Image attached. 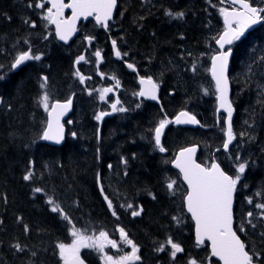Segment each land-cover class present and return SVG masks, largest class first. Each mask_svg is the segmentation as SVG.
<instances>
[{"label":"trees","instance_id":"obj_1","mask_svg":"<svg viewBox=\"0 0 264 264\" xmlns=\"http://www.w3.org/2000/svg\"><path fill=\"white\" fill-rule=\"evenodd\" d=\"M29 2L0 0V64L4 65L2 73L5 75L0 80V264H62L56 244L71 242L68 230L71 225L61 219L58 212H51V205L47 203L49 197L63 208L77 228L87 229V235H98L104 230L120 243L117 229L123 227L139 246L141 260L137 264H187L188 258L195 254L203 256L201 260L208 264L207 245L195 246L192 221L183 210L182 213L179 209L176 212L175 196L166 188L168 178L176 179L181 185L179 176L167 162L160 160V155L151 152V136L157 124V114L188 109L199 117L204 128L176 132L169 129L166 144H173L176 136L179 147L200 143L203 147L200 159L204 162L221 149L223 134L221 131V137L212 119L216 91L206 87L211 83L208 69L215 47L210 32L216 35L213 28L220 25V15L213 14L212 4L207 0H119L116 19L121 24L117 37L121 49L129 47L132 56L144 61L143 70L148 76L155 75L165 85L175 81L172 77H179L177 86L183 90L186 88L192 106L175 97L165 99L162 96L161 106L151 104L137 108L135 104L129 105L126 113L98 123L93 116L98 102L95 92L89 95L71 81L68 68L72 67L73 51L56 43L53 29L40 18L43 10L34 6L29 8ZM31 2L34 4L35 0ZM169 10L173 13L183 11L185 15L174 19L165 14ZM29 18L36 22L35 28L24 23ZM45 36L48 38L44 39ZM25 40L30 42L34 53H42L43 57L39 64L31 62L17 71H10L9 65L17 52L29 47ZM201 50L207 51L206 54L199 52ZM183 57L186 58L184 65L177 64ZM262 57L264 33L255 29L241 43L235 44L230 72L235 106L245 105L256 112L255 116H260L261 122L264 121V102H261L264 95L260 94L264 87L259 88V85L264 86ZM194 62L198 65L195 73L190 70ZM42 76L48 77L46 90L52 101L75 98L74 112L70 116L72 123L67 125L68 137L60 147L48 145L40 139L47 120V113L37 103L44 91L40 88ZM204 89H208L209 94L205 95ZM258 106L263 109L260 113H257ZM247 119H250L249 112L246 113ZM147 121L150 122L148 127ZM210 122L216 127L212 136L205 129ZM262 131L264 133V129ZM73 132L75 137L71 135ZM263 136H255L260 138L259 151H256L254 142H249L255 148L251 152L252 158L248 154L247 158L243 157L249 161V166L237 190L236 228L245 221L248 211H258L248 204V197H253L254 203L264 202V197L255 195L264 188ZM236 154L223 153L219 157L228 173L235 172L233 161ZM122 157L127 159V165L122 162ZM109 164L112 168L108 167ZM28 171L34 175L26 181L23 177ZM37 187L44 191L36 193L34 189ZM183 192L184 188L179 196L183 197ZM104 196L112 200L117 216L112 215ZM127 203H132L133 209L143 208L140 218H133V209H126ZM174 216L182 217L183 223L177 224L172 219ZM254 223L258 225L255 230L245 222L246 232L238 233L248 248L255 247L260 251L264 249V240L259 233L264 231V225L255 220ZM24 225L30 229L27 234ZM167 232L184 248L176 261H172L168 253L156 259L155 248L164 243ZM16 242L26 245V251L15 252L11 245ZM32 251L37 252L35 257L31 256ZM210 261V264H218Z\"/></svg>","mask_w":264,"mask_h":264},{"label":"snow or ice","instance_id":"obj_2","mask_svg":"<svg viewBox=\"0 0 264 264\" xmlns=\"http://www.w3.org/2000/svg\"><path fill=\"white\" fill-rule=\"evenodd\" d=\"M210 2V0H209ZM224 3L225 0H220ZM232 5H239V8L233 7L229 10L226 7L219 9L221 15L224 18L225 28L222 33L212 39L215 40L218 48L215 50V54L211 56V68L210 71L213 81L215 82V91L218 94L217 99L219 101L218 111L222 109L226 116L224 118L225 128L224 131L226 139L222 144V148L225 152H228L229 146L237 138V134L234 132L232 126V116L234 112L232 101L229 99V79L227 75L229 57L232 49L225 48L226 45H232L234 41L239 40L245 33V30L250 26L255 25L261 21H264V7L255 6L250 0H230ZM50 6H47L49 5ZM29 8L33 6L37 9H42L41 20L46 21L47 24L55 25V36L64 42H67L72 35L77 31V21L82 17L87 19L88 17H94L97 24L101 25L105 29L109 27V21L113 19V11L117 6V0H70L69 3H65L64 0H35L33 4L30 2L27 5ZM65 9H71V16L65 18ZM166 15L174 18H183L185 13L183 11L175 12L166 11ZM11 19V17H8ZM143 19V17H141ZM24 23L31 28L36 27V22L30 18L25 19ZM48 37L45 36L44 39ZM91 44L94 39L92 36H85L84 38ZM29 47L27 50L18 51L12 62L9 65L10 71H15L21 65L28 61H40L42 59V53H34L30 42L24 41ZM112 47L114 54L117 58L123 59L128 55L127 52L122 53L117 45L115 39L112 40ZM93 55L96 57V64L99 65L103 60L101 50L97 49ZM191 55V54H190ZM264 60V57L261 58ZM81 62H89L85 55H79L74 61L75 65H79ZM127 67L135 71V65L125 61ZM4 68L3 64H0V80L5 78L2 73ZM194 73L197 71V65L195 62L192 64ZM74 75L79 78V82L84 84L86 80L91 79L90 76L86 77L82 74L79 68L76 69ZM101 76L103 74L101 73ZM116 81L115 87H119L120 81L115 77H110ZM42 83L40 88L44 89L42 95L38 98L37 103L41 106L45 113H47V120L40 139L44 141H54L56 144H60L65 137V126L61 122L62 117L71 109L72 98H67L64 102L60 100H51L50 93L47 89V76L41 77ZM139 83L141 88L139 92L134 93L138 97H143L150 100H158L159 84L153 80L151 76L140 77ZM114 88H104L99 91V99L104 101L106 95L113 92ZM204 94H209L208 89H204ZM92 92L89 91V95ZM261 94L264 95V89ZM264 102V101H261ZM121 101L117 98L115 102L111 103L110 107L112 112H127L128 109L119 106ZM137 108L140 104L136 105ZM163 111V109H161ZM110 115L109 112L100 111L95 115L96 121H102L105 116ZM67 123L71 124L69 120ZM191 124L199 125L200 121L196 115L188 110H181L175 115L174 119H169L165 114L162 119L159 120L157 126L154 128V142L155 147L161 152H165L166 148L161 143V137L165 127L169 124ZM219 123V120H218ZM247 124L248 121H245ZM251 127V125H249ZM73 137L76 133H71ZM248 133L241 132L239 136L241 138L247 136ZM97 138L99 139V130H97ZM249 139L253 137L249 136ZM220 149H217L219 151ZM99 152V149H97ZM197 152V146L187 147L180 150L172 161L175 168L179 170L180 179L183 184L186 185V189L183 192V204L187 213L191 215V219L195 222V243L197 247L204 246L206 242L210 243V256L206 259L211 260V257L218 258L222 264H264V249L257 251L255 247L248 248L245 241L237 234L238 232H246L245 222L251 226L252 229L257 228L259 221L261 225H264V202L254 203L253 197H248L247 202L253 205L258 211H248L246 213L245 221L241 222L239 228L234 229V197L237 191V186L241 182L246 169L249 166L248 160H243L239 153L236 154L233 164L235 168V174L230 175L228 172L221 168V165L213 160L211 163H197L195 154ZM231 158V157H230ZM122 162L127 165V159L122 157ZM112 168V165H108ZM34 173L28 171L23 177L28 181L32 179ZM127 175V172L124 173ZM99 182V173L97 174ZM247 187V185H244ZM166 188L168 192L175 196L178 192V184L176 179L168 178L166 181ZM101 193H103V187L101 186ZM36 193H41L44 190L42 188H35ZM151 194V193H150ZM258 197H264V188L255 193ZM155 199V196H152ZM107 201L108 208L112 210V215L117 216V212L114 208L113 202L108 196H104ZM47 203L51 205V212L59 213L61 219L66 221L71 227L68 229L72 237L70 243L58 242L56 248L58 249V258L62 261V264H84V260L81 258L82 249H93L101 254L100 258L104 264H137L141 260L139 255V246L129 238L128 233L123 227H118L119 237L122 244L131 248L130 252H124L119 256L107 255L105 248L110 247L123 251L118 242L115 239H110L108 232L100 230L98 235H87V229L77 228L68 214H66L61 206L56 203L52 197H49ZM124 208L125 205H120ZM126 209H133L132 203L126 204ZM143 208L133 209L131 215L133 217L140 216ZM118 218V217H117ZM177 224L183 223L182 217L174 216L172 218ZM24 231L27 234L30 229L28 225H24ZM262 240H264V231L259 233ZM15 252L23 253L26 251L27 246L21 245L16 242L11 245ZM169 251V256L172 261H176L177 255L184 252V248L181 243L175 241L171 236H168L164 243H160L155 248L157 253ZM36 251L31 252V256L35 257ZM187 264H204V260H197L195 257H189Z\"/></svg>","mask_w":264,"mask_h":264},{"label":"rangeland","instance_id":"obj_3","mask_svg":"<svg viewBox=\"0 0 264 264\" xmlns=\"http://www.w3.org/2000/svg\"><path fill=\"white\" fill-rule=\"evenodd\" d=\"M93 53L94 52H89V53H80V54H77V55H75V56H72V58H71V63H72V67L70 68H68V71H69V73H70V76H71V78H72V80L71 81H73V83H75L76 85H82V86H88L89 85V80H86L85 81V83L84 84H81L80 82H79V78L78 77H76L75 75H74V72L76 71L75 69H74V61L76 60V58L79 56V55H85V57H86V59L89 61V62H84V64H87V65H89L90 66V68L92 69V73H93V77L95 78V79H98V80H101V81H106V80H113V83L115 84L116 83V81L114 80V79H111L110 77H112V76H115L119 81H120V85H119V87H115L114 88V91H119V90H123L124 89V91L126 92V97H125V99H126V101L125 102H127V106H129V105H137V104H139L138 102H137V97H136V95H134V93H136V92H138V91H136V92H134V89H138V86H134L133 84H132V82H130L128 79H127V77L124 75V73H121V72H119V69H117V71L116 70H114L113 68H102L100 71H98V69L96 68L98 65L96 64V57L93 55ZM41 61V60H40ZM71 66V65H70ZM80 66H82V65H80ZM70 69V70H69ZM101 73L103 74V76H101ZM250 73H251V75H253V73H252V71L250 70ZM85 75V74H84ZM86 76V75H85ZM87 77V76H86ZM178 79V81H180V78L178 77L177 78ZM177 83V82H176ZM175 83V84H176ZM111 85H112V82L110 83ZM94 87V86H93ZM206 87H210L211 89H213L214 87H212V84L210 83V84H208V85H206ZM104 88H107L106 86H101V88L99 87L98 88V90H96V88L94 87V90H96L97 92H99L100 90H103ZM167 89V92L168 93H170V92H172L173 93V96L175 97V99H177V100H180V101H182L183 102V104H185L186 103V105H188L189 107H191L192 106V102H191V100H189L188 98L190 97V96H188L189 94H188V92L186 91V88L183 90V88H181V87H176L175 85L174 86H170V87H167L166 88ZM179 89V90H178ZM253 91H255V89H253ZM260 94H261V92H260ZM217 95L218 94H216L215 95V97H214V99H215V101H216V107H215V109H214V111H215V115H214V117L212 118L213 119V121L216 123L217 122V111H216V109H218V99H217ZM262 95V94H261ZM188 96V97H187ZM257 96V94L255 95V97ZM169 106V105H168ZM249 106L250 107H254L251 103H249ZM246 108V109H245ZM262 107H260V106H258V108H257V113H260L261 111H263V109H261ZM188 110V109H187ZM242 110V113H243V121L246 119V113H250V118L251 119H255L256 118V116L254 115V114H256V112L255 113H253L250 109H248L247 107H245L244 106V109H241ZM166 111V110H165ZM164 111V112H165ZM181 110H179V111H177V110H174L173 111V113H170V112H166L165 114H167V115H169V116H172V119H174V117H175V115L176 114H178L179 112H180ZM221 113H223V116H222V118H221V122H222V125L224 126V128H225V123H224V118H225V116H226V113L224 112V111H222ZM162 113H160V114H157V124H158V122H159V119H162L163 117H164V115L162 114V116H160ZM96 115V114H95ZM94 115V116H95ZM209 121V120H208ZM150 124V122H148L147 121V127H148V125ZM157 124H155L154 125V127H153V129H152V138H153V145H152V150H151V152L153 153V154H155V155H160V157L161 156H163V153H161L156 147H155V142H154V128L157 126ZM249 125H251V127H249ZM145 127V126H144ZM244 127H249V128H252L253 127V124H252V122L251 121H248V123L246 124V123H244ZM146 128V127H145ZM258 128H259V130H258V132H256L255 134L253 133V132H251V131H249V132H246V133H248V135L247 136H245V137H243V140H244V142L246 143H248V142H250L251 144H253V142L255 143V145H256V151L258 152L259 151V149H260V145H259V137L258 138H256L255 136H257L258 134H261V136H263L264 135V133H262L263 131V129H264V127H262L261 125H259L258 126ZM208 131H209V133H210V136H212V134H214V133H216V127H215V125H214V123H211L210 122V126L208 127V128H206ZM235 132V131H234ZM236 134H237V137H238V135H239V133L240 132H235ZM249 136H251V137H253V139H249ZM264 137V136H263ZM210 138V137H209ZM239 138V140L241 141V137L239 136L238 137ZM181 141H183L184 139L183 138H181L180 139ZM222 143H223V140L221 141V144H220V146L222 145ZM165 148H166V150H168L169 149V147H171L170 145H167L165 142H163V144H162ZM180 144H179V141H178V139H175V146H179ZM174 146V147H175ZM255 148H253V147H251V150L252 149H255ZM206 150H208V149H206ZM248 155L251 157V151L250 152H248ZM252 158V157H251ZM141 160H142V158H141ZM140 162V161H139ZM164 167H165V164H164ZM234 174H235V172H234ZM183 187H184V185L183 184H181V185H178V192H177V194L175 195V202H174V206H175V208H176V212H177V210L179 209V211H181V213H182V210H183V197H181V196H179V195H181V190L183 189ZM177 207H180V208H177ZM171 233V232H170ZM94 233H92L91 235H93ZM168 236H170L169 234H168V232H167V237ZM109 238H110V236H109ZM110 239H112V238H110ZM167 239V238H166ZM166 239H164V242L166 241ZM118 244L119 245H122V243H119L118 242ZM124 248H125V251L124 252H130L131 251V248L129 247V246H126V245H122ZM195 246H196V244H195ZM106 249H107V247H106ZM112 249V248H111ZM91 250H93V249H91ZM93 251H96V250H93ZM112 251V250H111ZM155 251H152L151 253H154ZM168 253V256H169V251H165V252H160V253H158L157 255H156V259L157 260H159V259H161L162 257H165L166 256V254ZM107 255H112V256H114L115 257V255H113L112 253H110V252H107L106 253ZM100 256H101V254L100 253H98L97 251H96V259H100V260H98V264H104V262L101 260V258H100ZM192 257H195L197 260H201L202 258H203V256H201V255H198V254H195V255H193ZM169 258H170V256H169ZM211 260H212V263H214L215 261H214V259L211 257ZM211 263V261H209V263L208 264H210ZM205 264V263H204Z\"/></svg>","mask_w":264,"mask_h":264},{"label":"flooded vegetation","instance_id":"obj_4","mask_svg":"<svg viewBox=\"0 0 264 264\" xmlns=\"http://www.w3.org/2000/svg\"><path fill=\"white\" fill-rule=\"evenodd\" d=\"M250 2L257 4V6H259V7H264V0H250ZM68 16H69V13L67 14V17ZM80 28H81V32L85 36H92V37H94V39L91 41V44H89V42L84 39L85 42H86V44L90 48H93L94 51H96L97 49L101 50V46H105V48L108 47V49H109L108 52H105V51L103 52L101 50L103 60L96 67L98 69V71H100L102 68H109V67L114 69L115 66H117V65L124 66V64L122 63L123 60L117 58L114 55V50H113V47L111 46L112 45V43H111L112 42V39L107 38L106 40H103L102 34H103V31L104 30L102 28H99L96 25L95 20L90 19L89 21L82 23L81 26H80ZM110 29L111 30L113 29V23L111 24L110 28L107 31H109ZM89 69H91V68H89ZM89 73H91V76H90L91 79H88V80L92 81V83H93L94 86L98 85V86H100V88H101V86H106L107 88H109V87L115 88V84L113 83V80L101 81V80L95 79L93 77L92 69L90 70ZM111 82H112V85L110 84ZM116 99H117L116 98V91H113V92L108 93L106 95L105 100L102 101L101 103H103L105 109L111 110L110 105H111V103L115 102ZM119 106L120 105H118V107ZM239 122H240L239 129L245 132V130H246L247 127H244V125H243L244 121L242 119V116L240 117ZM88 251H89V249H82L81 250V254H80L81 255V258H82V256L84 257L87 254ZM124 251L125 250H123V251L114 250L112 252V254L115 255V257H116L118 254L120 255ZM94 256H96V255H94Z\"/></svg>","mask_w":264,"mask_h":264},{"label":"water","instance_id":"obj_5","mask_svg":"<svg viewBox=\"0 0 264 264\" xmlns=\"http://www.w3.org/2000/svg\"><path fill=\"white\" fill-rule=\"evenodd\" d=\"M227 2L229 1L230 2V0H226ZM236 6H238L239 7V5L237 4ZM117 7V6H116ZM66 10H71V9H65V11ZM115 10H116V8L114 9V11H113V15H114V13H115ZM82 19H84L83 17L80 19V20H82ZM80 20H78L77 21V25H76V27H78V24H79V22H80ZM86 20V19H85ZM260 23V22H259ZM259 23H257V24H259ZM225 25V24H224ZM55 26V25H54ZM253 26V25H252ZM252 26H250V27H252ZM74 34H76V33H74ZM74 34L72 35V37L67 41V42H64V41H61V42H64V43H68L73 37H74ZM228 46H230V45H226L225 46V48H227ZM217 48H218V46H217ZM230 57H231V55H230ZM230 57H229V61H230ZM24 65V64H23ZM23 65H21V66H23ZM229 65H230V62L228 63V70H229ZM228 70H227V75H228ZM229 79V78H228ZM157 95H158V92H157ZM230 96H231V86H230V83H229V99L231 100V98H230ZM152 101H157L158 102V100H152ZM72 104H73V101H72ZM218 107H219V101H218ZM72 111H73V105L71 106V109L65 114V116L64 117H62V120H61V122L64 124V126H65V128H66V125H65V122L69 119V116H70V114L72 113ZM223 110L222 109H220L219 111H218V109H217V113L218 114H220L221 112H222ZM234 114H235V110H234V112H233V116H234ZM233 116H232V120H233ZM233 123V122H232ZM191 125V124H190ZM200 125V124H199ZM199 125H192V126H196V127H198ZM66 134H67V129H65V137H64V140L66 139ZM162 138V137H161ZM62 141L60 144H56L54 141H44L43 140V142H46L47 144H49V145H52V146H61V145H63L64 144V142L65 141ZM233 144V143H232ZM231 144V145H232ZM231 145L229 146V149L231 148ZM189 147H192V146H189ZM199 150H200V147H198L197 146V152H196V154H195V159H196V161H197V156H198V154H199ZM229 151V150H228ZM180 152V150L177 152V154ZM176 154V155H177ZM197 163H198V161H197ZM218 163V162H217ZM172 168L173 169H175V170H177L178 172H179V170L177 169V168H175V166H174V164H172ZM235 197H236V193H235ZM235 197H234V204H235ZM185 208V207H184ZM234 208H235V205H233V210H234ZM188 215L189 216H191L189 213H188ZM194 222V221H193ZM234 226H235V220H234ZM194 242H195V222H194ZM206 243H208V245H209V251H210V243L209 242H206ZM214 260H217L220 264H222V262L221 261H219L218 260V258H216V257H212Z\"/></svg>","mask_w":264,"mask_h":264},{"label":"bare ground","instance_id":"obj_6","mask_svg":"<svg viewBox=\"0 0 264 264\" xmlns=\"http://www.w3.org/2000/svg\"><path fill=\"white\" fill-rule=\"evenodd\" d=\"M2 114V113H1ZM2 118V117H1ZM5 119V118H4ZM247 121H249V119H247ZM5 121L3 120V123H4ZM262 124H263V126H264V121L263 122H261ZM6 124V123H5ZM46 210V212H47V208L45 209ZM6 215V214H5Z\"/></svg>","mask_w":264,"mask_h":264}]
</instances>
